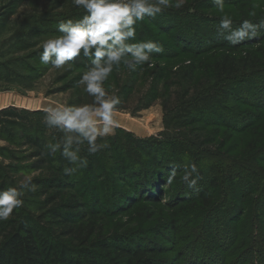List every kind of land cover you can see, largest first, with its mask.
Instances as JSON below:
<instances>
[{
	"label": "trees",
	"instance_id": "1",
	"mask_svg": "<svg viewBox=\"0 0 264 264\" xmlns=\"http://www.w3.org/2000/svg\"><path fill=\"white\" fill-rule=\"evenodd\" d=\"M251 1L225 0L239 16H230L233 27L243 19L261 25L256 39L236 46L220 35L222 14L211 13L216 10L212 0H186L182 8L140 22L136 40L163 46L153 58L187 57L178 68L164 64L141 75L145 80L147 74L149 82L131 111L159 101L164 128L148 138L117 129L106 138L107 148L95 154L82 148L88 166L74 175L64 173L71 165L59 152L53 156L46 148L52 133L43 123V111L0 109V119L18 118L7 121L8 129L0 126V139L14 147L0 146V190L30 173L37 185L36 192L25 195L23 207L0 221V264H264V167L259 164L264 162V11L256 13ZM83 14L71 6L59 18L33 16L26 34H57L60 21ZM27 56L6 64L20 63L28 72L21 77L29 80L44 67L35 65L39 59L29 63ZM88 64L82 56L74 63L80 68ZM11 72V79L20 77ZM141 77L119 81L116 75L109 84L120 97L118 109H128V100L142 89L136 83ZM90 100L84 92L77 98ZM236 133L251 137L232 151L225 146ZM18 150L24 155L13 154ZM189 160L199 169L198 190L181 179ZM173 169L177 177L169 186L166 179ZM154 208L167 213L150 235L140 227L106 226L122 214L152 220Z\"/></svg>",
	"mask_w": 264,
	"mask_h": 264
},
{
	"label": "clouds",
	"instance_id": "2",
	"mask_svg": "<svg viewBox=\"0 0 264 264\" xmlns=\"http://www.w3.org/2000/svg\"><path fill=\"white\" fill-rule=\"evenodd\" d=\"M73 6L83 10L78 19L59 22L57 34L41 40L39 60L42 65L61 70L72 68L79 57L89 64L80 75L78 84L91 98L90 102L72 104L54 102L43 106V123L52 133L46 144L49 153H60L71 167L63 169L74 175L88 166L81 156L86 146L95 154L108 147L106 138L115 135L120 127L118 106L120 97L107 88L106 81L113 71L121 67L135 72L138 67H151L153 53L163 52V46L154 40H136L137 25L146 17L154 18L170 8H182L186 0H71ZM222 14L218 30L231 45L256 39L260 24L243 19L233 27V19L225 13V0H212ZM255 15V13H251ZM135 41V42H134ZM55 133L62 135L57 137ZM197 164L190 160L183 167L182 181L189 189L198 190ZM34 173L26 174L15 186L0 190V221H7L24 205L28 192H36ZM175 169L169 172L166 184L176 180Z\"/></svg>",
	"mask_w": 264,
	"mask_h": 264
},
{
	"label": "rangeland",
	"instance_id": "3",
	"mask_svg": "<svg viewBox=\"0 0 264 264\" xmlns=\"http://www.w3.org/2000/svg\"><path fill=\"white\" fill-rule=\"evenodd\" d=\"M250 5L256 13L264 11V0L251 1ZM71 6H73L71 0H0V109L9 107L29 111H42L43 106L54 102L72 104L83 103L77 101V98L83 94L82 86L78 84V80L86 68H80L73 65L70 69L66 67L61 70H56L52 69L50 66L42 65L39 62L35 65L39 64L38 67H41V69L44 67V71H42V74L36 78L27 80L26 78L21 77L25 74L28 75V72L22 68L20 63H16L13 66L6 64L14 57H24L25 55H28L26 61L34 64L33 62H35V59H39V53L40 50H42L38 47L41 40L46 39L50 35H54V33H51L50 35L42 33L41 35H36L32 38L29 37V35L26 34V29L29 26V18L36 15L40 16L42 14L50 17L54 16L53 18H59L62 13L68 12ZM210 11L213 15L219 16L220 12L217 9ZM225 13L232 16V18L239 17L230 5L225 4ZM151 32L155 33V30L151 28ZM156 38L163 44H171V42L168 41L164 35H157ZM263 49L264 42L262 43V50ZM185 58L187 57L183 55L173 58V60H167L161 57L153 58L151 60V67L148 65L140 66L135 72H129L127 69L121 67L113 71L108 80L110 82L106 81L105 86L112 92H115L114 87H110L109 84L116 80V75H118L119 81L123 78H129L131 76L140 78L141 75L145 74V69H151L150 71H152L158 66H163L164 64L171 65L172 63L175 65V68H178L182 66L183 63H186V61L184 62ZM6 70L9 72H6ZM10 71L16 75L19 74L20 77L15 76V79L12 78V80ZM147 76L148 75L146 74L145 80L141 77L143 81H136L137 84L142 86V89H140V92L137 89L135 90L134 94L136 95L131 97L126 104L128 109L118 110V117L120 119V127L118 129L129 132L135 138L155 137L160 134L164 128V114L159 101H155L152 106L147 109L131 111V109H133L136 105L137 93L140 95L144 89L143 87H146L149 82ZM138 87L139 86H137V88ZM14 120L16 121L18 118L5 115L2 119H0V126L8 129L9 125L7 121ZM206 129L210 131L211 128L208 127ZM222 134L217 136V140L220 139ZM250 137V133H236L234 134L231 143L225 147H229L232 151H237L241 149V146L245 145L244 141H247ZM0 146H6L10 149H14L12 145L1 139ZM13 152V154L17 157L24 155L23 151L18 150ZM2 162L8 163L9 161L3 160ZM14 164H16V162H14ZM259 164L264 167V162H260ZM118 183L120 184L121 182ZM174 183L175 182H173V184ZM165 199H167V201L170 200L168 197ZM165 199L161 202L165 201ZM154 210L155 215L152 220L144 221V218L136 219L133 217L134 215L122 214L121 217L119 216L117 218L109 219L106 226L111 228L116 224L120 225L122 229L129 230L139 229L140 227L143 232L150 235L152 233V228L159 226L162 219L161 217L163 215L165 216L167 213V210L164 208H154ZM226 224L229 225L230 223L228 222ZM163 244L167 247H171L168 242ZM207 250L211 251V249ZM218 250L220 249H215L213 253H217ZM199 252L203 253L201 251Z\"/></svg>",
	"mask_w": 264,
	"mask_h": 264
}]
</instances>
